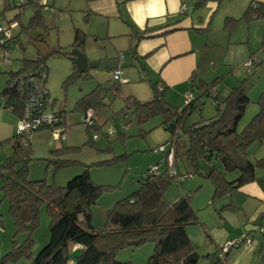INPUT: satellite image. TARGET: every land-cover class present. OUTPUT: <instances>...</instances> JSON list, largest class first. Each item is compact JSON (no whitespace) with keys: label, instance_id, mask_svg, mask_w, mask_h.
Wrapping results in <instances>:
<instances>
[{"label":"rangeland","instance_id":"rangeland-1","mask_svg":"<svg viewBox=\"0 0 264 264\" xmlns=\"http://www.w3.org/2000/svg\"><path fill=\"white\" fill-rule=\"evenodd\" d=\"M30 1L31 3L25 5L20 13L19 9L15 7H8L2 12L0 1L1 25L6 26L10 20H16L19 25L16 33L18 41L15 43L17 46L12 43L6 56H3V51L0 50V91L6 85L9 72L20 69L25 59H34L39 55L45 56L49 50L70 52L76 30L84 34L81 50L86 56L90 51L100 53L98 55L105 53L113 55L120 52L128 58L127 41H125V36L120 34L123 32L124 25L119 18L112 16L113 10H117L115 9L116 6L113 5L115 0H45L48 7L46 9L39 8L40 22L33 21L35 3H33L34 0ZM238 1L223 0V5H234ZM206 11L207 9H204V12ZM219 13L212 20L215 26L218 25ZM249 22L250 25L247 28L246 21L240 20L230 31L233 36L232 46L234 50H220V54H228L226 57L228 65L224 70L228 74L223 75L224 77L228 76L226 81L235 83L245 79L247 84L246 93L250 102L239 123V130L257 112L256 100L261 91H264V18L259 17ZM248 46L251 50H243ZM212 52L216 57L218 71H220L223 65L221 58L218 57V50H212ZM245 53H254L250 56L260 62L259 67L253 66L250 73H247L243 68L244 62L250 57L245 58ZM45 61L48 68L46 87L50 98L46 113L55 111L63 114L67 124L65 138L63 140L56 138L47 128L39 129L29 136L28 147L30 151L22 158V162L27 165L30 180L45 179L47 183L58 186L65 185L72 177L88 169L91 181L95 185L101 186L97 202L92 206V225L95 229L100 230L104 225L105 212L117 200L137 190L141 179L153 165L161 162L163 163L161 169L165 167L163 153L155 151V149L160 145H166L171 138V133L165 128L164 119L160 115L153 116L139 125L130 113L123 115V122L129 123L126 131L119 130L112 134L107 133L108 130L115 129L119 125L118 112L124 106L123 98L128 95L126 91L130 90V86L121 90L122 83L121 88H119V95L110 92L103 95L104 105L94 108L96 127H86L80 123L83 111L77 109L76 104L86 93L99 85L103 88H109L112 83V73L90 68L84 73L85 76L81 75L69 79L75 66L67 56L53 53L48 55ZM147 82L146 79L144 85L140 86H145L148 93L145 98H142V101L152 97L151 94L149 96ZM221 87L224 90L226 84L222 83ZM222 89L221 92H223ZM122 91L123 95L121 94ZM200 103V107L189 117L188 124H191L195 119L200 121L201 118L207 119L216 114V110L207 96H204ZM201 108H203L202 112ZM10 114L17 121V116ZM94 134L98 137L93 138ZM186 144L187 141L184 137L178 141L175 139L174 161L180 173H185L183 151ZM61 147H64L65 150L59 153L58 157L66 159L68 164L55 167L56 156L51 151ZM176 151L179 153L177 162L175 159ZM248 152L252 157L264 156V144L257 142L252 144ZM11 154L10 141L8 139L0 140V164H3ZM197 166L201 173L206 171L207 165L202 161L198 162ZM228 177L231 179L235 177V174H230ZM184 195L189 196L190 204L198 216L197 223L186 226L188 231H193L190 232V242L192 248L199 255L197 264H209L206 254L213 250L219 251L217 246L222 245L225 241L219 245L213 244L208 237V228L209 233L218 230V225L221 224L219 213L226 199L214 197L211 180L198 173H193L191 178H187L180 185L172 182L165 192V197L170 202L176 201ZM0 221L1 256L11 249L12 241L21 243L26 238V233L15 232L13 219L8 212V202L1 199V194ZM48 225L49 217L45 211V206H42L39 211V225L33 234L35 240L33 255L47 243L49 239ZM244 233L245 231H241L229 238L242 236ZM247 237L250 238L248 234ZM252 243L251 241L249 246ZM212 247L215 248L212 249ZM241 247L246 246L242 245ZM260 248L256 252L254 262L264 259V245L262 247L260 245ZM152 250V243L146 242L136 248L119 250L114 259L122 264H147ZM29 262L30 259L22 257L16 263L8 264H29ZM261 264H264V261Z\"/></svg>","mask_w":264,"mask_h":264},{"label":"trees","instance_id":"trees-1","mask_svg":"<svg viewBox=\"0 0 264 264\" xmlns=\"http://www.w3.org/2000/svg\"><path fill=\"white\" fill-rule=\"evenodd\" d=\"M205 1L197 0L195 5L200 6ZM33 3V21L40 22V6L36 0ZM253 16L264 18V3H249L240 18L227 17L224 26L232 30L241 19ZM83 35L79 30L75 31L72 48L81 50ZM17 41L15 36L13 42ZM132 52L133 48H130L129 53ZM53 53L69 56L66 51L49 50L45 56L25 59L20 69L9 72L6 85L0 91V96L5 98V105L1 108L16 115L17 119L21 117L19 91L17 86L10 84L23 71L40 69L47 73L45 59ZM81 75L85 76L74 69L69 79ZM220 80L218 78L199 84L198 88L203 95L208 96L209 89ZM245 81H238L224 95L217 94L218 106H214L216 114L206 121L188 124L189 116L201 105L199 97L188 105L172 107L163 100L162 89L159 90L157 84L151 81V100L139 101L131 96L124 97V106L118 113H130L139 125L153 116H162L165 128L171 133L169 141L186 138L187 144L183 151L186 163L191 173L201 174L211 180L214 197H223L252 181L257 182L264 191V156L252 157L248 152L252 144H264V91L256 100L257 112L239 130V123L250 102ZM119 88V82H112L109 88L99 85L78 100L76 108L85 111L87 108L101 107L104 105L103 95L109 92L119 95ZM56 113L63 116L61 112ZM29 136H20L15 132L8 138L12 154L0 164L1 199L8 202V212L13 219L15 232L26 233L21 243L12 241L11 249L0 256V264L16 263L22 257L30 259L29 264H68L71 258L74 259L72 264H122L114 259L119 250L136 248L146 242L153 245L147 264H197L199 255L192 248L186 226L197 223L198 216L188 195L173 202L166 199L165 192L172 178L165 161L163 169V163H156L160 164L158 173H152L150 168L137 190L117 200L105 212L103 228L97 230L92 225V206L97 202L101 186L91 181L88 169L72 177L63 186L47 183L45 179L30 180L27 165L22 162V158L30 151ZM63 148L51 151L56 156L55 167L68 164L66 159L58 157L65 150ZM175 153L177 162L179 153ZM200 161L207 165L204 173L197 166ZM230 174H235V177L230 179ZM42 206H45L49 217V239L33 255V234L39 225ZM261 216H264V211L258 218ZM69 243L81 244L83 248L72 254ZM206 258L209 264H230L226 253L220 254L217 250L207 253Z\"/></svg>","mask_w":264,"mask_h":264},{"label":"crops","instance_id":"crops-1","mask_svg":"<svg viewBox=\"0 0 264 264\" xmlns=\"http://www.w3.org/2000/svg\"><path fill=\"white\" fill-rule=\"evenodd\" d=\"M196 1L115 0L113 5L117 10H113L112 16L119 18L123 23V32L120 34L125 36V41H127L128 58L125 57L120 74L121 82H119L120 88L122 83L121 90L130 86V90L126 91L127 96L142 101L148 93L145 86H140L144 85L147 79L150 87H148L149 96L150 94L153 96L150 81L155 82L162 88L163 100L172 107H179L183 104L184 96L188 92H193L194 99L199 97V101H202L206 95H203L198 88L199 84L220 78L221 80L214 87L221 95L226 94L231 87L237 84L238 81L227 82L228 76H223L228 74L224 71L228 65L226 61L228 54H220V50H234L233 36L230 33L231 30L224 26V20L227 17L240 18L249 3H264V0H239L234 5H223V0H209V2L206 0L200 6L195 5ZM182 4L185 5L184 11L180 9ZM204 9L207 11L204 12ZM217 13H219L218 25L215 26L212 20ZM256 18L253 16L241 19V21H246L248 28L249 21ZM130 48H133L132 53H129ZM212 50H218V57L221 58L223 65L220 71L223 73L218 71L216 57L212 54ZM243 50L251 49L248 46ZM117 53L98 55L100 53L90 51L87 57L90 60H103L116 58ZM245 54V58H248L254 53ZM109 72L112 73V71ZM222 83L226 84L224 90L221 87ZM221 89L223 92L220 91ZM121 94L123 95V91ZM151 99L152 97L149 100ZM202 109H200L201 112ZM207 119L201 118L200 121ZM194 122L196 119L192 121ZM16 125V118L7 110L0 108V140L10 138L15 133ZM184 169L185 172L191 173L192 171L186 160ZM222 199L226 200L219 213L221 224L218 225V230L210 233L208 228L210 241L219 245L229 237L246 231L245 227H248L246 232L253 243L250 246L230 249L226 253L227 261L230 264H261L264 259L258 262L254 260L256 252L261 249L260 245L261 247L264 245L262 244L264 240H261L264 238V216L258 218L264 211V191L257 182L252 181L223 196ZM258 219L260 226L257 229L251 227ZM190 232L193 231H188L186 228L189 239ZM69 249L72 254L80 251V249H74V243H69Z\"/></svg>","mask_w":264,"mask_h":264},{"label":"built area","instance_id":"built-area-1","mask_svg":"<svg viewBox=\"0 0 264 264\" xmlns=\"http://www.w3.org/2000/svg\"><path fill=\"white\" fill-rule=\"evenodd\" d=\"M2 3L3 12L8 7H15L19 9V13L22 12L25 5L29 4L30 0H0ZM37 4L44 9L47 8V4L45 0H36ZM181 11H184L185 5L182 4L180 6ZM18 13V14H19ZM19 29L18 22L16 20H10L7 22L6 26L1 25L0 23V50L3 51V56H6L10 48L12 46L13 39L16 36L17 30ZM15 44V43H14ZM17 46V44H15ZM118 64L117 67L112 70V82H121L120 74L121 68L124 64L125 57L119 52L117 53ZM258 60L256 61L253 57H249L243 64V68L247 73H250L251 68L253 66L257 67ZM46 79L47 73L44 70H28L20 72L16 78L13 79L12 84L10 86H17V90L19 91L20 99L22 101V111L21 117L17 119V125L15 132L20 136L31 135L35 131L40 128L49 129L53 135L63 140L65 138L67 124L63 116L58 115L55 111L50 113H46V108L50 103V98L48 95V91L46 89ZM158 89H162L161 86H157ZM107 92H103L105 94ZM217 90L215 87H211L208 91V100L212 104V106H218V102L216 100ZM194 99L193 92H188L184 96L183 104L188 105ZM5 105V98L0 96V106ZM11 107V106H8ZM8 111V110H7ZM119 118L120 123L116 126L115 129L108 130V134H112L115 131H126L128 129L129 123L123 122V115L125 113L120 112ZM80 123L84 124L86 127H93L95 125V111L92 108H87L83 111V114L80 118ZM180 133V132H178ZM96 134L93 135V138H97ZM174 144L175 139L168 141L167 144L160 145L155 149V151L162 152L164 161L166 163L168 174L172 178V182L180 185L187 178H191L193 176L192 173H180L177 170L174 161ZM160 164L153 165L151 167V172L156 174L159 171ZM251 238L247 237V232L245 231L244 235H240L238 237H232L226 240L222 245L217 246L219 253H227L232 247H240L242 245L249 246L251 243ZM82 249L83 246L78 243H74V249ZM215 247H212L214 249ZM70 250V249H69ZM74 259H70L68 264H72Z\"/></svg>","mask_w":264,"mask_h":264},{"label":"water","instance_id":"water-1","mask_svg":"<svg viewBox=\"0 0 264 264\" xmlns=\"http://www.w3.org/2000/svg\"><path fill=\"white\" fill-rule=\"evenodd\" d=\"M68 58L73 62L75 70L80 74H84L88 69H100L102 71H112L117 67L118 58H109L103 60H90L85 53L78 49L72 48L69 52ZM39 157V156H38ZM260 226V220L258 219L251 227L257 229ZM248 230V227H245Z\"/></svg>","mask_w":264,"mask_h":264}]
</instances>
